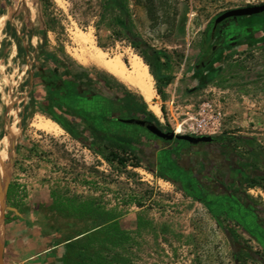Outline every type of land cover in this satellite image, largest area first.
Listing matches in <instances>:
<instances>
[{
	"label": "rangeland",
	"instance_id": "obj_1",
	"mask_svg": "<svg viewBox=\"0 0 264 264\" xmlns=\"http://www.w3.org/2000/svg\"><path fill=\"white\" fill-rule=\"evenodd\" d=\"M51 1L63 15L58 34L46 30L39 0H0V141L17 132L5 225L17 221L31 252L61 245L57 264H237L224 221L129 153L91 149L58 125L55 132L38 129L40 120L53 122L40 108L39 77L78 81L136 102L142 96L135 89L86 55L88 61L79 60L80 38L127 66L135 54L155 76L170 77L161 96L162 81L151 75L159 113L146 105L156 121L182 133L226 137L239 151L264 158V38L234 46L210 70H192L215 15L264 0H128L135 48L109 40L105 30L96 36L92 26L79 27L69 12L73 0Z\"/></svg>",
	"mask_w": 264,
	"mask_h": 264
},
{
	"label": "flooded vegetation",
	"instance_id": "obj_2",
	"mask_svg": "<svg viewBox=\"0 0 264 264\" xmlns=\"http://www.w3.org/2000/svg\"><path fill=\"white\" fill-rule=\"evenodd\" d=\"M244 7L225 10L207 23L192 66L195 73L213 68L234 46L264 38V12L228 13ZM39 81L40 108L68 135L111 156L129 153L147 172L173 184L224 221L237 264L244 259L264 264L262 156L239 151L226 137L182 133L149 115L128 112L119 98L107 96L102 89L55 76L39 77ZM129 120L152 125L159 134Z\"/></svg>",
	"mask_w": 264,
	"mask_h": 264
},
{
	"label": "trees",
	"instance_id": "obj_3",
	"mask_svg": "<svg viewBox=\"0 0 264 264\" xmlns=\"http://www.w3.org/2000/svg\"><path fill=\"white\" fill-rule=\"evenodd\" d=\"M41 15L43 17V24L47 31L58 34L64 31L63 20L61 19L62 13L51 0H39ZM72 8L70 15L75 20L77 25L81 28L92 26L95 35L105 30L109 33L108 39L118 41L125 39L130 46L135 48V41L137 40V31L132 20V15L129 10L128 0H97L93 3L91 0L71 2ZM91 23V25H90ZM99 47H102L99 45ZM20 51V49H18ZM144 59V57H142ZM146 65L150 68L151 75L155 78L156 82H161V87L157 88L159 95H163L162 88H164L170 81V77L165 75L155 76L151 70V65L144 59ZM127 96H132L127 91ZM123 108L128 112L139 113L142 112L152 115L147 111V105L140 97L136 102L126 100L122 102ZM155 120V119H154ZM246 140L245 138H242ZM5 217V222H6Z\"/></svg>",
	"mask_w": 264,
	"mask_h": 264
},
{
	"label": "bare ground",
	"instance_id": "obj_4",
	"mask_svg": "<svg viewBox=\"0 0 264 264\" xmlns=\"http://www.w3.org/2000/svg\"><path fill=\"white\" fill-rule=\"evenodd\" d=\"M80 42L84 47V54L82 56L80 53L81 57L79 56V60L83 62L91 60L93 63L101 66L105 71L118 78L121 82L135 89L154 114L157 115L159 113V103L154 94L152 76L147 66L142 63L138 56L135 54L131 55L129 65L127 66L120 57L109 58L102 50L89 47L91 43L88 38L82 36ZM84 55H86V58L88 57V60L85 59ZM57 127L55 123L49 120H40L37 124V128L45 132H55L58 129ZM14 131L15 130H11L0 141V251L5 242L4 192L8 185V176L12 170L11 158L17 133Z\"/></svg>",
	"mask_w": 264,
	"mask_h": 264
},
{
	"label": "crops",
	"instance_id": "obj_5",
	"mask_svg": "<svg viewBox=\"0 0 264 264\" xmlns=\"http://www.w3.org/2000/svg\"><path fill=\"white\" fill-rule=\"evenodd\" d=\"M16 222L12 221L5 225L4 264L7 261L13 264H57L54 256L61 245L46 247L37 253L31 252V244L27 234L23 233L24 229L18 228Z\"/></svg>",
	"mask_w": 264,
	"mask_h": 264
},
{
	"label": "water",
	"instance_id": "obj_6",
	"mask_svg": "<svg viewBox=\"0 0 264 264\" xmlns=\"http://www.w3.org/2000/svg\"><path fill=\"white\" fill-rule=\"evenodd\" d=\"M262 12H264V3L259 4V5H252V6L236 9V10H231L228 13L236 14V15H250V14H257V13H262ZM126 122H135L139 125H146L153 133L159 134V131L154 126L145 124L144 122L137 121V120H129ZM204 138L208 139L210 137L205 136ZM8 209H11V208H8ZM11 210L15 211L14 209H11ZM0 264H4L2 250L0 251Z\"/></svg>",
	"mask_w": 264,
	"mask_h": 264
}]
</instances>
